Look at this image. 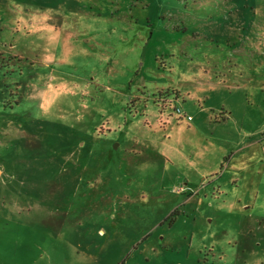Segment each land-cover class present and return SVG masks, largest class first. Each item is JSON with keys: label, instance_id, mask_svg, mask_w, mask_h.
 <instances>
[{"label": "rangeland", "instance_id": "374dc122", "mask_svg": "<svg viewBox=\"0 0 264 264\" xmlns=\"http://www.w3.org/2000/svg\"><path fill=\"white\" fill-rule=\"evenodd\" d=\"M0 264H264V0H0Z\"/></svg>", "mask_w": 264, "mask_h": 264}, {"label": "crops", "instance_id": "0c3cea01", "mask_svg": "<svg viewBox=\"0 0 264 264\" xmlns=\"http://www.w3.org/2000/svg\"><path fill=\"white\" fill-rule=\"evenodd\" d=\"M209 70H210V76L206 80L195 79L194 82L189 81V82H186L184 84H179V87H178L176 94L179 93L180 95L178 94L175 101H171L167 98L166 104L167 103L170 104L171 102H173L172 104H175V108H174L175 112H176V109H178L179 112L178 113L176 112V113L179 114V116L181 118H186V120L189 122L191 118L188 114L189 111L187 110V108L189 106L187 105V99L185 98L186 96L190 95V94H187L185 91V88H187L186 86H188L189 88H187V89H189L193 92L192 97L194 99H196V101L198 102V107H200L199 109H197L198 113L202 114L205 110H207V111L209 110L211 112L210 114H207L205 116V122L207 123L208 128H211L212 132L215 133L216 129H218L220 126L225 125L226 123H228L232 120V116H233L232 108L227 103H225V101H226L225 96H228L227 91L231 88L230 85H228V83H229L228 79H229L230 73H229L228 67H225L219 63L211 64L210 68L209 69L205 68L203 72L206 74L209 72ZM208 84H210L212 86V89L209 90L211 92L213 91V93H211V94L217 97V98H215L217 103L214 106H210V107H206V104L208 103V99H209L208 93H206L204 91L202 93H199L201 91L199 85L206 86ZM218 92H221L222 96L218 97ZM183 93H186L185 94L186 96L184 95V98L186 100L184 98H182ZM218 101H220V102H218ZM202 103H204V105H202ZM193 119H191L190 122H193ZM191 125H193V127H190V124H189L186 126L187 129L193 131L197 136H199L202 143L205 146H207L206 145L207 143L212 142V139L208 140L209 138H207L204 134L198 133L196 125H194V124H191ZM241 126L243 127V123H241ZM234 130H235L236 135L239 138H243L242 129L235 127ZM256 141L257 140H255L254 142H251V143H247V144H245L244 142L235 141L234 144L233 143L228 144V145H233L236 148L238 147V149H236V152H233L231 154V156L227 158L228 166L231 165L233 160H235L234 157L238 156V157L243 158V154H244L243 151L247 154V156H249V155H252V153L255 150H258L260 145H258L257 144L258 142H256ZM239 143H240V146H239ZM226 144H227V142L225 141V145ZM186 145H189V144H186ZM183 186H186V182L184 183ZM183 186H180L177 190V193L179 195H180V193L183 194L186 191V188H184ZM193 198H194L193 194L190 193L188 201H189V199L193 200ZM198 203H200V201H198Z\"/></svg>", "mask_w": 264, "mask_h": 264}, {"label": "built area", "instance_id": "2783aa9c", "mask_svg": "<svg viewBox=\"0 0 264 264\" xmlns=\"http://www.w3.org/2000/svg\"><path fill=\"white\" fill-rule=\"evenodd\" d=\"M176 112L178 113V112H179V110H178V109H176Z\"/></svg>", "mask_w": 264, "mask_h": 264}]
</instances>
